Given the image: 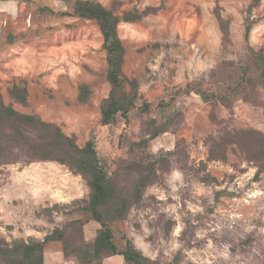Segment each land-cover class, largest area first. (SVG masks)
<instances>
[{
    "label": "rangeland",
    "instance_id": "obj_1",
    "mask_svg": "<svg viewBox=\"0 0 264 264\" xmlns=\"http://www.w3.org/2000/svg\"><path fill=\"white\" fill-rule=\"evenodd\" d=\"M89 1L137 17L118 25L122 56L108 54L98 23L77 16L74 0H0L5 103L60 126L82 147L93 141L110 173L132 159L129 143L146 137L153 120L169 124L149 150L173 153L170 168L112 224L118 246L129 238L160 263L264 264V171L256 177L263 162L236 135L264 133V0ZM133 81L129 123H104L111 90L131 94ZM15 83L28 88L26 105L10 96ZM131 179L120 178L122 186ZM89 193L87 179L65 164L11 146L0 158V234L42 240L56 224L85 220L80 201Z\"/></svg>",
    "mask_w": 264,
    "mask_h": 264
},
{
    "label": "trees",
    "instance_id": "obj_2",
    "mask_svg": "<svg viewBox=\"0 0 264 264\" xmlns=\"http://www.w3.org/2000/svg\"><path fill=\"white\" fill-rule=\"evenodd\" d=\"M73 7L77 16L98 23L103 34V48L108 54L112 57L122 56L125 48L118 33V25L122 21H136L137 17L128 13L121 17L89 0H74ZM217 16L225 33L227 23L219 12ZM251 30L252 23H248L246 39ZM258 59L262 63L264 77V56L260 54ZM132 85L131 94L118 88L111 90L102 109L104 123H115L118 116L129 123L138 94L137 82L133 81ZM84 90L89 92L86 87ZM9 94L24 105L28 103L26 85L15 83L9 89ZM204 98L207 99L206 96ZM142 110L149 111L150 104L145 103ZM152 122L153 127L147 125L145 128L146 137L129 143L128 154L132 159L110 173L93 141L85 147L80 146L60 126L32 114L20 113L7 105L0 90V158L6 159L11 146L24 148L31 159L54 160L65 164L71 171L86 178L90 188L89 198L80 201L84 205L79 210L89 213L85 220L77 218L55 227L42 240L30 236L9 241L0 234V264H45V245L53 240L62 241L64 255L75 258L79 264H102L105 257L115 254L123 255L127 264H178V257L168 263H160L144 254L129 238H126L125 247L120 248L112 229L113 223L127 219L130 210L142 204L145 189L157 181L159 172L170 168L173 153L154 154L149 150L150 141L167 132L170 125L155 123V120ZM236 135L241 138L244 152L253 161L263 162L256 173V177H259L264 171V133L250 129ZM122 177L132 178L130 187L122 186ZM90 221L96 222L99 227L95 237L88 240L85 227ZM75 234H81L80 243L74 237Z\"/></svg>",
    "mask_w": 264,
    "mask_h": 264
},
{
    "label": "crops",
    "instance_id": "obj_3",
    "mask_svg": "<svg viewBox=\"0 0 264 264\" xmlns=\"http://www.w3.org/2000/svg\"><path fill=\"white\" fill-rule=\"evenodd\" d=\"M55 227H61L59 224L53 226L52 230ZM99 225L94 222L90 221L85 227V233L88 234V231L94 230V235L90 238H86L91 240L96 235V230ZM46 235V234H45ZM37 239H40L36 237ZM43 239V238H41ZM45 264H79L78 261L75 260L73 257H66L63 252V242L60 240H53L49 241L45 245ZM102 264H127L123 255L115 254L108 257H105Z\"/></svg>",
    "mask_w": 264,
    "mask_h": 264
}]
</instances>
